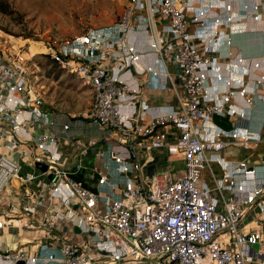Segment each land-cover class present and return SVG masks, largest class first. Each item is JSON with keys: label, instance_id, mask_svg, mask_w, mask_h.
Segmentation results:
<instances>
[{"label": "built area", "instance_id": "obj_1", "mask_svg": "<svg viewBox=\"0 0 264 264\" xmlns=\"http://www.w3.org/2000/svg\"><path fill=\"white\" fill-rule=\"evenodd\" d=\"M137 25L146 50L129 41ZM247 32L264 37V0H126L110 23L45 44L91 90L89 106L60 127L22 57L0 56V192L12 200L0 236L25 229L33 242L0 247V264H264V180L220 154L261 139L242 122L255 105L264 111V43L257 56L219 62ZM149 86L175 103L150 106ZM73 119L111 135L72 137Z\"/></svg>", "mask_w": 264, "mask_h": 264}, {"label": "rangeland", "instance_id": "obj_2", "mask_svg": "<svg viewBox=\"0 0 264 264\" xmlns=\"http://www.w3.org/2000/svg\"><path fill=\"white\" fill-rule=\"evenodd\" d=\"M10 12L0 9V56L22 57L29 83L43 102L46 111L68 116L85 110L91 100V90L77 76L48 66L45 44L53 38H69L92 26L113 21L126 0H2ZM69 113V114H68ZM67 120V119H66ZM65 120V121H66ZM73 128L81 124L80 140L89 134L81 119L69 120ZM180 165V162H176ZM164 164L160 162L158 169ZM9 202L0 192V212ZM7 218V217H6ZM14 228H8L10 232Z\"/></svg>", "mask_w": 264, "mask_h": 264}, {"label": "crops", "instance_id": "obj_3", "mask_svg": "<svg viewBox=\"0 0 264 264\" xmlns=\"http://www.w3.org/2000/svg\"><path fill=\"white\" fill-rule=\"evenodd\" d=\"M162 28V26H160ZM164 28V27H163ZM162 28V30H163ZM233 44L230 48L223 49V57L219 60L221 64H226L230 62L235 56L242 55L243 57L257 56L262 52L264 37L260 33H242L235 34L233 37ZM129 41L135 44L139 49L146 50L148 46V36L141 25H137L135 27L134 32L130 35ZM171 69L177 72L176 66H170ZM145 93L148 98V103L150 106H157L161 104H174L175 99L170 97V95L162 90L151 89L150 86L145 88ZM51 114V117L54 121H56V126L60 127L61 123L66 122L67 116L60 115L58 113H53L52 111H48ZM69 114V113H68ZM66 120V121H65ZM76 120V119H73ZM71 120V121H73ZM82 120V119H81ZM86 122L84 126L89 127V134L85 136L87 138L97 137L99 139H105L107 136H110V132L105 129H102L94 122ZM214 123L222 126L224 128H233L234 125L232 122L227 119H220L219 122L214 119ZM244 123V127L251 131H260L261 139L259 141H249L247 147H237L234 145H230L227 148L223 149L220 154L225 160H246L250 166L255 168L256 177L262 178L264 180V111L257 104L252 110L248 111L246 121ZM239 124V123H238ZM69 130L67 134L72 137H77V134L80 133L83 128L82 124L76 129L73 128L71 123L69 122ZM236 126V125H235ZM72 159V158H70ZM210 169L217 175L220 176L223 172L222 167L216 163H210ZM201 179L207 182L212 181V176L209 170V167H205L202 171ZM21 219L22 217H27L26 213H22L19 215ZM25 220V219H24ZM62 225L67 224L66 222L61 223ZM65 235L70 240L75 242H80L83 238L81 234H74L70 232H65ZM0 247L16 249L25 245V242H31L32 236L25 229L22 231L11 230H3L0 236ZM33 243V242H31Z\"/></svg>", "mask_w": 264, "mask_h": 264}, {"label": "water", "instance_id": "obj_4", "mask_svg": "<svg viewBox=\"0 0 264 264\" xmlns=\"http://www.w3.org/2000/svg\"><path fill=\"white\" fill-rule=\"evenodd\" d=\"M163 161H165V156H158V157H156V158L154 159V161H153L152 164H154V163H160V162H163ZM35 167H36L37 169L41 170V171H45V170H46V165L43 164V163H41V162H36V163H35ZM151 169H152V167H150V170H151ZM74 230H75L76 232L79 231V229H78L77 227H75ZM253 248H257V245L254 244V245H253ZM17 264H24V263H23V261H20V262H18Z\"/></svg>", "mask_w": 264, "mask_h": 264}, {"label": "trees", "instance_id": "obj_5", "mask_svg": "<svg viewBox=\"0 0 264 264\" xmlns=\"http://www.w3.org/2000/svg\"><path fill=\"white\" fill-rule=\"evenodd\" d=\"M0 9L3 10L4 12H8V13L10 12V10L8 9L7 4L4 1H2V0H0ZM47 65L48 66H52L53 68H56L57 67L61 71H65L64 69H62L61 67H59L54 61L49 60L48 63H47ZM216 120H218V122H219V118H216ZM74 177L77 178V179H80L81 178L80 174H76Z\"/></svg>", "mask_w": 264, "mask_h": 264}]
</instances>
